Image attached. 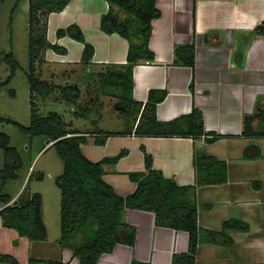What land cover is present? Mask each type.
Returning <instances> with one entry per match:
<instances>
[{"label": "crops", "instance_id": "1", "mask_svg": "<svg viewBox=\"0 0 264 264\" xmlns=\"http://www.w3.org/2000/svg\"><path fill=\"white\" fill-rule=\"evenodd\" d=\"M157 7L161 16L153 22L150 40L156 58L134 68V99L146 104L152 90L166 91V98L156 107L158 121L171 122L197 108L203 113L205 130L225 138L208 143L205 137L138 136L133 129L141 114L128 124L116 110L118 100L96 92L98 75L106 72L107 66L126 65L129 53L128 40L101 29L102 17L110 9L105 0H72L62 12L50 14L48 41L66 53L47 50L38 73L51 84L81 90L79 102L70 104L72 119L65 123L70 132L87 138L81 150L88 160L100 162L127 152L116 165H104V181L119 196L135 192L137 184L130 174L146 171L148 154L154 169L165 178L181 187H196L201 229L221 231L232 219L249 225L248 232L227 231L234 240L231 246L200 242L195 264H264V138L242 135L245 116L264 111V37L255 34L264 23V0H157ZM72 25L78 26L94 47L89 66L83 63L82 43L68 36L58 37L60 29ZM191 45L196 51L195 66L174 64L176 48ZM48 101L65 103L56 93L41 100L39 109ZM83 106L90 107L89 115L76 116ZM115 117L121 119L122 129H106L104 126ZM252 125L255 130L263 128L264 112ZM125 132L130 134L123 135ZM109 133L112 135L103 145L96 143ZM45 143L53 145L51 140ZM196 155L225 162L226 182L198 185ZM21 195L11 196V205L18 204ZM0 204L1 211L6 205ZM123 219L136 229L135 244H117L97 264H172L175 254L188 253V232L157 226L153 212L128 209ZM44 222L46 225L45 218ZM58 239L52 241L48 232L47 240L30 241L3 227L0 218V256H13L19 264H79L73 251L62 247Z\"/></svg>", "mask_w": 264, "mask_h": 264}, {"label": "trees", "instance_id": "2", "mask_svg": "<svg viewBox=\"0 0 264 264\" xmlns=\"http://www.w3.org/2000/svg\"><path fill=\"white\" fill-rule=\"evenodd\" d=\"M1 1V0H0ZM20 0H17L16 6ZM72 0H29V58L30 68L27 73L30 86L31 123L25 127L18 122L0 117L1 123L15 125L19 131L31 138L44 137L53 142L59 157L64 163V171L57 178L61 191V237L62 247L70 248L78 258L79 264H97L100 258L111 252L117 244L133 246L136 241V229L128 225L123 215L126 210L150 211L155 214L156 225L186 231L189 234V251L175 254L172 264H195L196 252L200 242L234 244L227 231L248 232V224L240 220H228L221 231H209L199 227L196 187H181L174 180L167 179L154 169V161L146 155V171L130 174V179L137 184L135 192L128 197L119 196L104 181V165H116L126 154L103 159L100 162L88 160L81 150L87 142L80 132H70L68 125L57 112L47 116L39 113V102L58 93L65 103L76 105L82 93L77 86L60 87L41 79L38 70L45 61V53L52 49L65 54L66 50L48 41L47 29L50 14L62 12ZM109 12L102 17L101 29L106 34H119L129 42L128 62L124 66H107L106 72L98 75V90L104 96L118 100L116 110L129 124H133L141 114L140 121L133 129L138 136L150 137H205L208 143L225 138L217 133L207 132L201 110L195 108L185 116L171 122H160L156 117V107L166 96V91L152 90L148 102H137L133 96L134 68L141 62L152 63L155 54L150 48L153 22L161 16L157 0H105ZM118 8V11L116 10ZM124 17H120V13ZM255 34L264 37V23L255 29ZM71 37L84 45L83 63L89 66L94 57V47L89 44L83 31L76 25L60 29L58 37ZM187 55H184V53ZM176 65L195 66V46L176 48ZM10 76L0 84V90L9 85L16 72L21 68L14 53L5 57ZM244 118V137L264 138V126L253 128V120L262 117L263 112ZM90 107H80L75 112L78 117L87 116ZM133 128V127H132ZM131 128V131H132ZM125 132L123 135H128ZM108 135L96 143L104 144ZM0 148L4 152V167L0 170V179L5 186L9 181L19 178L18 172L24 166L19 150L12 146L8 135L0 132ZM194 166L198 185L222 184L227 180V165L215 157L196 155ZM12 197L0 192V202L6 207L0 211L3 227L14 230L20 237L30 241H45L48 230L44 222L43 197L36 193L32 196L21 195L16 205H11ZM84 234L81 244L74 245L73 240ZM3 264H19L10 255L0 256ZM35 262V260H31ZM38 262V261H37ZM49 264H60L48 262ZM131 264H142L133 261Z\"/></svg>", "mask_w": 264, "mask_h": 264}, {"label": "rangeland", "instance_id": "3", "mask_svg": "<svg viewBox=\"0 0 264 264\" xmlns=\"http://www.w3.org/2000/svg\"><path fill=\"white\" fill-rule=\"evenodd\" d=\"M16 2L17 0L0 1V84L5 83L11 73L5 60L7 54L14 53L21 66L9 85L0 90V117L28 127L31 123L30 86L27 76L30 68L29 2H19V8L14 13ZM72 109L70 104L48 101L40 107L39 113L45 117L49 112H57L64 122H69L72 119ZM104 127L118 131L122 129L123 123L120 118L115 117L111 118L109 126ZM0 132L10 137L12 146L19 150L24 160V166L18 172V179L9 181L5 186L0 179V192L10 196L18 193L25 196L41 194L50 239L54 241L60 238L61 191L56 181L64 171L63 161L52 145L47 146L46 138H31L22 134L15 125L8 123L0 124ZM3 166L4 152L0 148V170ZM83 238L84 234L77 235L73 244H81Z\"/></svg>", "mask_w": 264, "mask_h": 264}]
</instances>
